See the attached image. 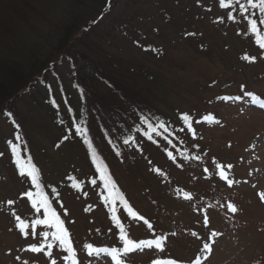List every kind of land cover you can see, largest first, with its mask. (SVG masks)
I'll list each match as a JSON object with an SVG mask.
<instances>
[{
	"label": "rangeland",
	"instance_id": "rangeland-1",
	"mask_svg": "<svg viewBox=\"0 0 264 264\" xmlns=\"http://www.w3.org/2000/svg\"><path fill=\"white\" fill-rule=\"evenodd\" d=\"M83 3L78 11L81 25L100 15L101 1L91 5L85 0H0V59L36 72L29 88L0 109V264H21L24 259L50 264L43 253L22 251L41 242L39 233L52 230L38 226L37 237L25 239L15 227L13 213L30 225L44 217L24 195L35 188L19 174L13 143L20 145L21 158L29 157L40 170L43 190L65 220L80 264H114L103 253L88 256V244L122 247L99 173L84 138L75 131L85 125L91 102L77 83V67L57 50L61 30L77 9L73 6ZM111 5L110 16H120L127 8L128 15L146 17L142 26L135 24L149 36L145 44L151 42L153 51L139 47L132 35L116 34L111 60L123 63L128 87H137L140 101L153 109L147 121L157 130L149 139L147 124L133 112L128 124L133 143L117 156L93 120L105 150L103 155L99 150V160L133 210L153 225L149 230L143 221L133 220L117 202V216L130 238H167L164 252H135L126 264H152L154 259L193 264L212 231L222 235L203 264H264V202L259 198L264 192V108L245 95L264 101V49L255 42L248 19L238 9L219 7V0H113ZM255 12L250 18L258 19L264 33V25H259L263 19ZM97 85L110 94L102 88L105 84ZM225 96L241 99L224 101ZM8 113L23 128L19 130ZM185 114L193 120L195 136L182 120ZM217 165L225 166L232 186L220 178ZM185 193L192 199H184ZM8 200L14 205L10 207ZM229 203L238 208L236 214L228 210ZM64 255L59 246L53 249L57 264H66Z\"/></svg>",
	"mask_w": 264,
	"mask_h": 264
},
{
	"label": "trees",
	"instance_id": "trees-1",
	"mask_svg": "<svg viewBox=\"0 0 264 264\" xmlns=\"http://www.w3.org/2000/svg\"><path fill=\"white\" fill-rule=\"evenodd\" d=\"M85 1H89L91 5L98 4L101 1L103 5L100 15L96 19L88 20L86 24L81 25L83 20L80 21L82 18L79 17L78 11L79 9L81 10L84 3L76 4L77 6L74 5L73 7H77V9L73 11L70 22L66 23L61 30L57 50L65 58L73 61L75 68L77 67L75 69L77 83L88 94L87 103L90 105L89 102H91V106L89 108L87 107L85 114L86 121L83 127L87 129V138L91 140L93 147L96 149L98 159V154H100L99 150L101 154L105 150L103 145L101 147V134L96 128L94 129L93 120L97 122L96 126L102 130L101 133L104 135L103 138H105L104 140L108 146L115 155L120 156L121 148L131 144L130 142V144L125 143L124 141L131 138V135L129 136L131 129L128 130V124H131L134 120L133 112H135L134 115L139 116L137 119L143 118L145 121L152 119L153 109L149 108L145 103H142L143 100L140 101L137 87L133 89L128 87L125 81V68L123 69V63L121 61L111 60L114 59L111 53H115L113 51L115 46L111 40H113L116 34H120L123 38L132 35L133 42L144 50L148 48L149 51H153L152 48L155 46L151 42L145 44L149 36H146L141 29L142 23L146 20L145 16L143 18L144 14H141L139 17L134 13L128 15L126 8L120 16L114 14L110 16L108 14H110L111 7H113L111 5V1L113 0ZM258 16L259 19L264 20V15L259 13ZM137 21H139L141 26L135 24ZM83 29L84 31L81 33ZM35 73L33 72L31 74L22 65L0 59V109L6 107L8 102L12 103L21 92L29 88L34 81ZM99 83L105 84L107 87L102 88L108 90L110 94L103 93L98 88L97 84ZM9 118L14 125L16 123L18 124V120L14 114H11ZM18 128L20 130L23 127L18 124ZM19 137L21 138L20 134ZM130 141L132 142V139ZM83 142L88 149L93 163L91 149L88 148L85 140ZM24 144L25 147H29L26 138ZM17 145L20 148V145ZM27 159L25 158L24 160ZM107 171L109 172L108 169ZM115 184L117 186L116 182ZM101 186L105 197L108 193L102 181ZM117 189L119 190L118 186ZM119 192L121 193L120 190ZM45 195L47 194L45 193ZM47 196L52 203L49 195ZM52 206L54 208L53 203ZM56 211L58 212V210Z\"/></svg>",
	"mask_w": 264,
	"mask_h": 264
},
{
	"label": "snow or ice",
	"instance_id": "snow-or-ice-1",
	"mask_svg": "<svg viewBox=\"0 0 264 264\" xmlns=\"http://www.w3.org/2000/svg\"><path fill=\"white\" fill-rule=\"evenodd\" d=\"M219 7L224 9H238L239 12L245 14V18L248 19V28L255 36V42L258 46L264 49V33H261L260 28L258 26V19H252L250 17L255 16V10L261 15H264V0H219ZM229 19H235V17L229 12ZM259 25H264V20H259ZM189 35H195L194 33H190ZM244 59L249 60V57H244ZM255 58H251L250 62H254ZM246 96L250 97L251 103L258 104L259 107L264 108V101H261L258 96L253 95L252 93H245ZM224 101L229 100H239L241 97H222ZM11 116V113H8ZM206 120L210 123H219V121L214 120L211 117H206ZM182 120L186 125L188 131L192 132V135H196V130L193 127L192 118L185 114L182 116ZM15 123V121H13ZM147 124L148 129L150 130L147 133L148 138L152 139L151 132H155L157 129L149 123L147 120L144 121ZM199 123V121H197ZM160 129H164L167 131L165 125L163 123L159 124ZM76 133L80 134L87 144L88 148L91 149V155L93 163L96 166V171L99 173L100 179L103 182L104 188L106 189L108 195L104 197L105 204L111 205L112 210V220L115 222L116 227L119 229V240L122 242L121 248H95L92 244H88L86 246L87 255L90 257H100L101 254H105L111 258V261L114 264H126V258L129 257L130 254L135 252H143L144 250H152L155 249L160 252L165 251V243L166 237L159 236L153 239H145L140 241H135L130 238L129 233L125 229V225L120 221L117 216V209L115 205L117 202L123 205L124 209L127 211V215L136 221H143V223L147 226L149 230L153 229V225L145 219L143 216L139 215L133 208L129 205L128 201L124 198V196L119 192L115 182L113 181L111 175L107 171L106 166L102 161L98 159L96 149L93 147L91 140L87 138V129L81 126H77L75 128ZM20 137L17 135L16 140H19ZM125 143H129L130 140L126 139ZM11 151L13 156L16 157V165L19 170V174L21 177H24L30 181V185L35 188V191L26 190L24 195L31 202V207L35 210L36 213L43 214V219H35L32 221L31 225L25 222L19 215L15 216L17 223L15 227L18 229L20 234L28 239L30 236L35 239L38 235L37 227L43 226L45 229H51L52 231H42L39 235L42 236L41 242L39 244H30L27 248L22 251L31 253V254H40L43 253L50 260V264H57L56 259L53 258V249L57 246L61 249L63 253L66 255L63 256L66 264H80L78 259V254L76 249L73 246V241L71 239V234L68 228L65 226V220L61 218V214H59L56 209L53 208L52 203L49 201L47 195L43 190L41 179H40V170L31 162V159L24 160L20 155V148L17 144H11ZM169 157H172V153H168ZM174 159V157H172ZM231 167L230 165L228 166ZM218 175L220 178L229 186H232L234 183L233 180L229 179L227 172L225 171L224 165H217ZM159 172V169L156 170ZM207 171V169H205ZM92 184L95 185L96 181L93 180ZM255 186V185H253ZM74 188H79L78 184H73ZM55 191V189H53ZM259 198L261 202H264V192L259 193ZM184 199L191 200L192 197L188 194H184ZM7 204L11 207L14 205V201L8 200ZM228 210L232 214H236L238 212V208L229 203L227 205ZM205 225L208 224V220H204ZM195 235V233H193ZM222 233H218L216 231L210 232L207 241L202 244L200 252L202 255H198L194 260L193 264H203V261H206L213 252V245L216 242V238L221 236ZM10 254V253H9ZM17 261H21V257H15ZM21 264H29L27 259L21 261ZM152 264H179V262L175 259H154Z\"/></svg>",
	"mask_w": 264,
	"mask_h": 264
}]
</instances>
